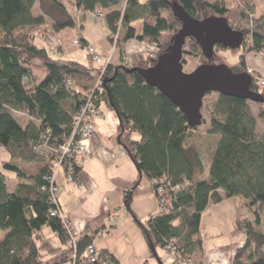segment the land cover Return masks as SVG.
Segmentation results:
<instances>
[{
    "label": "trees",
    "instance_id": "trees-1",
    "mask_svg": "<svg viewBox=\"0 0 264 264\" xmlns=\"http://www.w3.org/2000/svg\"><path fill=\"white\" fill-rule=\"evenodd\" d=\"M173 1L74 0L71 5L84 11L101 10L110 30V41L120 48L136 38L155 45L159 54L171 42H161L163 32L172 30L174 35L181 27V20L173 12ZM176 1L197 18L208 16L209 10L224 16L229 11L225 0ZM242 1L243 13L254 15V0ZM37 2L39 14L33 10ZM163 10L170 11V16L163 15ZM47 17L52 19L54 31L75 25L72 13L62 0H0V145L21 166L31 163L39 166L30 172L5 163L21 179L12 189L7 175L0 170V229L6 231L0 239V264H48L34 236L45 225L66 244L50 260L51 264L64 261L71 264L73 251L83 253L93 243V234L88 232L73 240L65 214H52L56 204L51 198L49 177L55 158L40 154L34 148L46 128L59 141L64 134H69L75 112L91 93L96 96L97 105L101 107L104 103L117 112L119 141L140 174L151 180L149 190L153 191L156 179L182 183L187 178L192 182L188 187L171 190L170 208L156 212L147 223H142L151 247H165L176 237L180 249L193 264H203L202 212L209 198H223L220 189H224L228 196H241L249 212L235 222L233 233L243 234L245 241L237 248L231 264H264V231L256 227L262 221L256 206L264 203V130H258L259 120L264 122V102L217 92V103L208 108L209 123L206 118L201 123H208L209 133L219 134L205 176L202 154L192 142L193 131L199 125L190 126L186 115L166 94L147 82L139 71L124 68V65L130 66L124 61L115 64L109 60L106 65H99L90 57L88 63H83L57 55L52 47L39 45L38 28ZM137 19H143L140 31L133 24ZM230 24L250 37V49L264 51V14L256 18L252 28ZM183 51L182 63L186 61V54L198 57L203 53L199 42L191 36ZM208 61L205 57L203 62ZM154 63L151 57L142 59L138 65L146 68ZM237 66L236 72L247 70L243 56ZM260 75H251V88L264 95V87L258 82ZM68 78L74 80V87L68 84ZM99 79L102 85L96 86ZM251 103L261 104L257 113ZM21 114L28 116L26 124L19 120ZM138 185V181L125 184L127 205L141 192ZM98 256V264L102 260L120 264L107 251Z\"/></svg>",
    "mask_w": 264,
    "mask_h": 264
},
{
    "label": "crops",
    "instance_id": "crops-1",
    "mask_svg": "<svg viewBox=\"0 0 264 264\" xmlns=\"http://www.w3.org/2000/svg\"><path fill=\"white\" fill-rule=\"evenodd\" d=\"M62 1L66 4L65 0ZM257 11L258 7H255L254 14H257ZM71 13L75 20L73 27L54 31L50 23L52 19L48 17L41 25L45 28V34L38 38V41L41 45L55 49L59 56L88 63L90 56L73 45L74 39L78 37L93 45L99 54L108 56L115 64L124 61L132 66L144 58L156 57L159 52L155 45L133 38L125 43L126 49L129 50L128 55L122 58L120 53L116 55L115 44L112 45L113 42L109 39L110 30L106 23L93 11L75 7ZM89 27H92V32ZM247 59L249 60L246 61V69L251 75L263 73L262 51L250 49ZM101 108L104 116L95 121V132L88 140L91 154L78 170L76 178L68 180L62 169L56 174L57 197L63 213L69 219L70 235L76 240L85 232L93 234L92 242L98 254L107 251L113 254L120 264H159L142 226V223H147L151 215L157 212L158 207L154 192L152 189L149 190L151 180L145 174H140L136 163L120 143L117 112L109 107L103 108L102 105ZM26 123L23 120V124ZM215 135L217 144L219 134ZM210 163L211 160L208 165L204 163L205 176L208 175ZM30 165L32 166L30 172L36 171L39 167L37 164ZM5 174L8 180L11 179V182L7 181L11 189L21 180L17 175L9 176L7 172ZM135 181H138V189L141 192L135 194L131 203L127 205L125 184ZM220 193L223 198H209L202 212L200 233L204 247L203 264H231L237 248L245 241L243 234L233 233L235 222L248 214L243 198L238 195L228 196L224 189H220ZM5 232L0 230L2 236ZM34 236L48 264L66 248V244L62 243L59 236L47 225L36 231ZM155 249L163 264H174L172 255L164 247ZM60 264H69V261Z\"/></svg>",
    "mask_w": 264,
    "mask_h": 264
},
{
    "label": "water",
    "instance_id": "water-1",
    "mask_svg": "<svg viewBox=\"0 0 264 264\" xmlns=\"http://www.w3.org/2000/svg\"><path fill=\"white\" fill-rule=\"evenodd\" d=\"M173 12L181 20L180 29L173 35L168 47L155 58L149 67L132 65L123 67L137 70L147 82L159 88L186 115L190 126L202 123V105L208 92H219L264 102V95L251 88L252 76L248 70L236 72L226 64L214 65L211 60L219 44L241 48L247 35L234 28L224 15L192 16L179 1H173ZM194 37L209 60L199 64L192 72L183 70L182 58L188 37ZM155 257L163 264L154 246Z\"/></svg>",
    "mask_w": 264,
    "mask_h": 264
},
{
    "label": "built area",
    "instance_id": "built-area-1",
    "mask_svg": "<svg viewBox=\"0 0 264 264\" xmlns=\"http://www.w3.org/2000/svg\"><path fill=\"white\" fill-rule=\"evenodd\" d=\"M93 12L101 19H104V13L101 10L97 9L93 10ZM73 43L88 54L96 64L106 65L110 60L108 56L99 54L93 45L86 43L83 39L76 38ZM262 52L264 53V51ZM262 70L263 73H261L258 82L260 86L264 87V65ZM67 82L71 87H74V80L72 78H68ZM101 85L102 79H99L96 86ZM95 98L96 96L92 93L87 96L84 103L74 114L70 133L64 134L61 141L53 135L50 128H46V130L41 132L40 138L35 144V151L47 156H54L55 158V165L49 177L51 198L56 204V208L53 209L52 214H63L57 197V172L63 169L67 179L74 180L77 168H81L86 158L91 154L88 140L95 132V120L104 115L102 108L97 105ZM191 184L192 182L187 178H184L182 183H172L171 181L166 183L157 179L153 180V192L158 203L157 212L170 208L168 196L171 190H180ZM164 248L172 255L174 264H193L192 260L180 249L176 237H172ZM71 257V264H98L99 259L97 248L93 243L88 244L83 253L78 254L76 250L73 251ZM100 264H109V262L101 261Z\"/></svg>",
    "mask_w": 264,
    "mask_h": 264
},
{
    "label": "rangeland",
    "instance_id": "rangeland-1",
    "mask_svg": "<svg viewBox=\"0 0 264 264\" xmlns=\"http://www.w3.org/2000/svg\"><path fill=\"white\" fill-rule=\"evenodd\" d=\"M65 1H66V5H67L68 10L70 12H73V8H72L71 4H72V2H74V0H65ZM210 1L214 2L216 0H210ZM225 2L227 5V8L229 9L228 13L225 14V16H227L229 18V21L237 27L252 28L256 24V18L260 17L264 14V0H254L256 7H258L257 14H254V15L253 14L247 15V13H243V9H244L243 8V2L244 1H242V0L241 1L240 0H225ZM33 10H34L35 14L40 13V7H39L38 2L35 4ZM90 11H93V10H90ZM162 13L165 16H170V11H168V10H163ZM208 15H219V14H217L213 10H209ZM101 20L103 22H105V19H101ZM149 20L154 21V18L150 17ZM97 22L101 24V22H99L98 20H97ZM50 23H53L52 20L50 21ZM133 24L141 30V27L143 24V19H139V20L135 21ZM96 26L97 25H95L94 32H96V30H97ZM38 29L39 30H38V36H37L36 42L39 45H41L40 42L38 41V38H42L44 36L45 28H42L41 26H39ZM122 29H123V26H122ZM89 30L92 32L93 31L92 27H89ZM173 33L174 32L172 30L164 31L162 34V37H161V42H163V43L170 42ZM249 43H250V37L247 36L245 41L243 42V46L241 48H233V47H228V46H224V45L220 46V44L217 45L215 47V55H214V58L211 60V63L214 65L226 64L232 70L236 69V66L239 64L240 58L242 56L244 57L245 62L249 60V59H247L248 52L250 50ZM114 44L115 43L113 42L112 45H114ZM73 45H74V43H73ZM151 45H153V44H151ZM184 47H185V45H184ZM115 48H116V55L120 53L122 58L123 57L125 58V56L128 55L127 53H128L129 49L128 50L126 49V44H122L121 48L119 46H117V44H115ZM184 57H185L186 61L183 63V70L186 73L192 72L199 64H201L205 60V56L203 55V53H201L198 57L192 56L190 54H186V55H184ZM147 58H151V57H147ZM155 58H157V56ZM251 61H252V59H251ZM135 65H138V64H135ZM262 66H263V63L261 64V69H262ZM237 67H239V66H237ZM217 100H218V93L215 91L206 94V96L204 97L203 105H202V114H203V118H206L208 123H209V120L211 119L210 112H209L208 108L214 107V105L217 103ZM102 106H103V108H107L104 103L102 104ZM251 107H252L253 111L255 113H257L261 107V104L251 103ZM21 115L24 117L26 116V114H21ZM20 116L18 118L22 124H23V120L25 121V123L28 122L27 116H26V118H20ZM102 117H100V118H102ZM97 119H99V118H97ZM208 123H203V124L199 125L195 129V131H193V135H192V142H193L194 146H196L199 149V151L201 152V154L203 155L204 163L206 165H208L209 161L211 160L210 159L212 157L211 155H212V153L216 147V144H215L216 135L214 133L208 132ZM258 130H259V132H262L264 130V122H262L261 120H259V122H258ZM5 163L16 164L19 167L24 168L25 170H30L32 168V166L30 164H25V165L21 166V164H19V161L16 160L11 155L10 151L5 146L0 145V170L7 172L9 176H14V175L16 176L15 171L10 170V169L6 168V166H4ZM8 181L11 182V179H9ZM256 208L258 209V211L261 215V219H262L261 224L257 225L256 227L258 229H261L264 231V203L258 204L256 206ZM247 213H249L248 208H247ZM252 219H253V216H252ZM2 238H3V236H2Z\"/></svg>",
    "mask_w": 264,
    "mask_h": 264
}]
</instances>
